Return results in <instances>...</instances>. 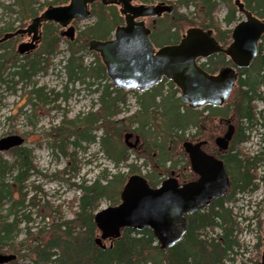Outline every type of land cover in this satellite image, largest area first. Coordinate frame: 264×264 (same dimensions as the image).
I'll return each mask as SVG.
<instances>
[{
	"label": "trees",
	"instance_id": "trees-1",
	"mask_svg": "<svg viewBox=\"0 0 264 264\" xmlns=\"http://www.w3.org/2000/svg\"><path fill=\"white\" fill-rule=\"evenodd\" d=\"M15 1L20 6L19 13L23 19L38 14L35 4L40 0ZM64 1L56 0L53 3ZM241 1L246 10L264 18V0ZM220 2L228 8L224 18L225 28L215 16ZM179 7H193V10L189 14H178L176 9ZM90 11V16L95 17L94 22L82 28L77 26L78 33L74 41L61 36L59 25L46 22L43 40L36 52L28 57H18L16 54L11 58L6 56L4 60L0 57V86L7 84L11 88L9 83H17L14 80L16 76L23 81L40 72H47L51 64L50 56L59 52L60 44L65 41L69 56L65 60L64 70L68 79L73 83L86 84L87 87L94 86L92 91L98 94V107L95 110L83 116L78 115L75 119H69L65 112L60 125L51 129L54 139L52 148L69 160V165L53 176L70 181L71 176L78 174L80 168L75 152H70L69 148L84 147L83 141L95 142L96 135L92 131L100 127L103 131L100 145L115 167L119 168L123 164L131 174H142L135 163H129L130 152L134 151L152 164L154 174L148 177L158 182L154 177L157 173L169 172V159L177 157L175 166H183L184 161H187L183 148V142L189 138L186 129L190 126L195 128L190 137L203 135V128H213L214 119L222 118L230 120L236 127L231 148L234 157L229 159L234 188L227 199L234 200L237 193L257 189L258 167L264 161V106L259 108L257 104L262 102L264 105V35L259 43L258 55L252 63L248 67L236 68L237 79L225 104L194 109L181 100L178 95L180 89L166 78L143 92L116 88L107 77L100 55L90 52L89 42L91 39L110 38L115 28L122 24V16L116 7L104 5L100 1L93 3ZM240 14L237 0H177L175 11L157 22L156 29L159 31L153 42L157 47L177 43L189 27L197 25L211 29L219 43L228 45L231 42L232 25L240 20ZM75 23L77 25L78 20ZM12 27V24L7 23L1 30ZM85 53L94 54V63L85 62ZM228 65L233 64L222 52L213 53L202 63L211 74L218 73ZM10 68V72H6ZM164 82L170 86V92L166 95L161 88ZM49 92L45 87L31 90L32 97L45 105L70 96L68 86L62 92ZM130 93H135L140 110L129 117L119 118L128 105ZM135 122L139 125L132 128ZM126 132L140 135L143 140L141 147H128L122 139ZM252 134L259 137L263 148L251 155L244 153L240 145L249 140ZM7 152L13 156L12 162L4 159L0 153V247L10 245V254L16 255L8 264H16L19 256H26L29 264H224L226 261H235L242 247L238 237L242 230L240 222L233 208L225 205V201L214 202L188 215L187 233L174 247L162 249L151 229L137 231L131 228H125L112 245L105 248L99 246L96 242L98 227L95 212L104 198L111 200L112 204L120 201L121 188L127 179V173L111 174L105 170L92 183L86 180L71 183L81 192L73 218L66 219L59 209H53L52 205L45 203L43 206L49 210L42 215L45 223L34 230L30 225L33 213L31 210L26 211L27 201L34 206L39 205L40 201L37 195L28 198L29 192L26 190L30 177L40 172L35 163L34 149L23 144ZM261 178L264 179V176ZM21 233H24V237L17 245L15 241ZM253 264L259 263L255 261Z\"/></svg>",
	"mask_w": 264,
	"mask_h": 264
},
{
	"label": "water",
	"instance_id": "water-1",
	"mask_svg": "<svg viewBox=\"0 0 264 264\" xmlns=\"http://www.w3.org/2000/svg\"><path fill=\"white\" fill-rule=\"evenodd\" d=\"M96 0H70L64 5H49L40 15L35 16L26 29L7 33L4 41L20 32H28L31 40L18 45L20 55L34 50L42 39L44 22H54L62 27L61 35L70 40L76 37L75 19H85L90 15V5ZM104 4L119 0H101ZM244 19L232 30V41L227 46L220 44L212 30L202 27H191L182 39L175 44L156 48L151 41L150 29L142 16H160L163 12L171 13L173 6L165 2L155 5H127L122 12L125 24L119 25L110 39H91L89 50L97 52L106 68L108 78L118 89L145 91L157 85L163 77L172 81L181 90V100L191 108L199 109L205 105L222 106L229 98L237 73L233 66L222 67L217 74L206 71L198 58L208 57L213 53H224L238 68L248 67L258 55V44L264 35V19L246 10L244 3L237 0ZM127 4V3H125ZM235 126L230 123L224 135L217 136L215 142L220 149L226 150L232 139ZM132 133L125 135L129 147L137 145L140 137L130 141ZM25 138L19 134H10L0 138V152L21 146ZM194 145L185 141L183 147L189 154L191 167L200 177L189 182L181 189H152L147 184H139L130 179L123 187L121 202L108 206L95 213V222L102 234L96 237L99 246L105 248L103 240L120 237L123 228L143 230L151 228L162 249L170 248L181 241L186 231L184 212H196L207 194L214 189L212 175L199 166L194 155ZM188 193L191 199L180 201L178 196ZM203 198V199H202ZM191 202V203H190ZM177 222L172 225L170 219ZM161 220H168L163 223ZM112 245V244H111ZM16 255L0 253V264H7ZM260 264H264V251Z\"/></svg>",
	"mask_w": 264,
	"mask_h": 264
},
{
	"label": "rangeland",
	"instance_id": "rangeland-1",
	"mask_svg": "<svg viewBox=\"0 0 264 264\" xmlns=\"http://www.w3.org/2000/svg\"><path fill=\"white\" fill-rule=\"evenodd\" d=\"M54 1L56 0H40V2L35 4V7L41 12L50 4L64 5L69 3L70 0H65L64 3L56 2V4L53 3ZM160 1L171 2L175 6L177 0H154L155 3ZM5 7H10L14 10L6 9ZM18 9L19 5L16 4L15 0H0V28L10 22L16 23L19 18ZM192 10L193 7H179L176 9V13L189 14ZM227 10V6L223 2H220L215 12L217 20L224 28L226 27L224 18ZM28 18L31 20L32 17ZM238 18L242 20L244 15L240 14ZM94 20V16H89L85 19L78 20L77 25L75 21L72 24L78 33V27H85L87 24L93 23ZM236 22L233 23L232 27ZM157 31L159 30L157 29ZM113 36L114 31L111 34V37ZM68 56L67 44L63 41L60 44L59 52L53 53L50 56L51 64L47 72H40L31 79L23 81L18 80V76H16L14 80H17V83H9L11 88L7 84L0 86V138L9 134L23 136L26 140V145L34 149L35 163L40 169V172L34 173L26 183V190L29 192L28 198L31 195H37V200H40L37 206L31 203L29 204V201L26 202V211L31 210L33 213L31 214L33 221L30 225L34 227V230L45 223L42 215L49 211L43 206L45 203L52 205L53 209H59L66 219L74 217L73 212L77 209V199L81 192L71 184L72 182L79 183L86 180L87 183H92L96 176L104 170L109 171L111 174L119 172L127 173V177L131 174L128 172L127 166L121 164L117 168L114 166L113 161L106 156L100 145V137L103 135V131L98 127L92 131L96 135L95 142L87 143L83 141L82 145L84 147H78L76 149L74 147L69 148L70 152H75V157L78 162L77 166L80 168L78 174L71 176L70 181L60 179L59 176H53L55 173L62 171L66 165H69V160L60 151L52 148L54 139L52 137L53 130L51 129L60 125L65 112H67L69 119H75L78 115L83 116L98 107V94L92 91L94 86L87 87L86 84L73 83L68 79L67 73L64 70L65 60ZM84 57L87 64L94 63L95 61L93 53H85ZM6 72H9V70ZM9 78L11 77L9 76ZM66 86H68V92L70 93L68 99L58 98L45 105L32 97L31 90L35 87H45L46 91L54 90L56 93L62 92ZM161 88L165 95L170 92L168 82H164ZM128 99V105L125 106L119 118L129 117L140 110L135 93H130ZM257 104L260 108L262 103L258 102ZM138 125L135 122L132 124V128L138 127ZM219 125V119H215L213 122L214 127L208 136L209 138L221 134ZM194 129L193 126H190L186 129V132L189 134L193 133ZM122 139L124 141V136ZM141 143H143V140H141ZM240 146L244 153L251 155L263 148V144L256 134H252L250 139L243 142ZM130 153L129 163H135L144 175L148 174L152 176L154 174L152 164L149 161L134 151ZM1 154L9 162L13 161V156L7 151L1 152ZM258 174L259 177L256 181L259 183V186L256 190L236 194V200L226 201L225 203L228 207L233 208L240 222L242 230L238 233V237L242 243V247L239 250V254L235 256V261H226L224 264H242L243 262L253 264L255 261H258V263L261 261V256L264 251V179L261 178L264 176V161L258 167ZM68 176L66 175V177ZM162 176L163 174L157 173L154 178L160 180ZM109 205H113L112 201L104 198L101 200L99 209H103ZM21 227H24V224H21ZM100 234L98 230L97 236H100ZM23 237L24 233H21L15 243L18 245L19 240ZM105 243L106 246L110 245L109 241ZM10 248V245H3L0 247V253H11L12 250ZM19 257L16 264H29L26 256Z\"/></svg>",
	"mask_w": 264,
	"mask_h": 264
},
{
	"label": "flooded vegetation",
	"instance_id": "flooded-vegetation-1",
	"mask_svg": "<svg viewBox=\"0 0 264 264\" xmlns=\"http://www.w3.org/2000/svg\"><path fill=\"white\" fill-rule=\"evenodd\" d=\"M161 2V1H160ZM167 4H172L171 2L165 1ZM127 3V4H125ZM158 3V2H157ZM154 5L156 4L155 2H147L143 0H119V2H114V3H108L106 4L107 6H113L116 7L117 10L119 11L120 15L122 16V24L125 23V14L122 12L123 9L126 8L127 5H131L133 7H138L140 5ZM173 5V4H172ZM174 6V5H173ZM7 9L13 10L10 7H7ZM20 9V6H19ZM18 9V15L19 18L14 22H10L8 24H12V29H6V30H1L3 27L0 28V39L5 36L7 33H15L16 31L26 29L28 25L30 24L31 20L29 18L23 19L21 14L19 13ZM44 11V10H43ZM41 11V12H43ZM41 12H38L37 15H39ZM167 12H163L160 16H142L137 18L138 20H143L146 24V26L150 29V38L153 41V38H157V22L166 15ZM35 15V16H37ZM34 16V17H35ZM44 24L42 25V40L44 36ZM31 40V35H29L28 32H20L17 35H14L4 41H0V57H2V60L6 58V56L9 58L13 57L14 54H16L18 57H28L32 53L36 52L38 48L40 47L42 40L37 44L36 48L30 52H27L23 55H20L17 52L18 45L22 42H27ZM11 68L9 69L10 72ZM219 119V128L221 130V135H224L225 132L227 131L228 125L231 123L229 120H224V119ZM215 120V119H214ZM214 122V121H213ZM212 131V128H203V135H197V136H192L188 141L192 142L194 145H197L198 143H201L199 147L194 148V155L196 159L198 160L199 166L204 167L208 172L212 175V179L214 180V189H212L207 196L204 199H207V201L204 203L202 202L200 206L198 207V210L196 212H190L186 211L183 214V217L186 219V231L181 239V241L184 239L187 230H188V215L197 213L198 211L203 210L205 207L209 206L210 204L214 202H222V201H230L227 198L231 196L233 193V178L229 170V159H232L234 157L233 151H231L232 148V143L233 139L236 133V127L234 131V135L232 139L229 142L228 148L226 150L220 149L216 142L215 139L216 137L209 138V133ZM133 136L130 138L131 141H134L136 139V136L138 135L135 132H132ZM141 137V136H140ZM135 147H141V144L135 145ZM134 147V148H135ZM177 157H172L167 161L168 167H169V172L167 174H163L162 179H155L158 182H155L153 180H150L148 177V174L142 175L139 173H132L130 174L127 179L125 184L130 180V179H135L138 181L139 184H147L150 188L152 189H157L164 187L166 189H172L175 187L176 189H181L184 187L185 184L196 181L199 179L200 175L197 172H194L191 167V160L190 156L188 153H186V160L182 164H178L175 166V161ZM180 163V162H179ZM124 184V185H125ZM124 187V186H123ZM123 189V188H122ZM239 194V193H237ZM178 199L180 201V205L182 201H189L191 199L190 195L188 193H182L178 196ZM203 199V198H202ZM227 199V200H226ZM236 200V199H234ZM191 203V202H190ZM118 205V204H116ZM109 206H115V205H109ZM172 221V225L174 223L177 224L174 218L170 219ZM163 223L167 222L168 220H161ZM125 229V228H123ZM122 229V230H123ZM146 229H151V228H146ZM136 230V229H135ZM145 230V229H143ZM143 230H137V231H143ZM152 230V229H151ZM100 233L102 234V231L99 229ZM100 234V235H101ZM109 241L111 242L112 239L107 238L106 240H103V242ZM179 241L178 243H180ZM176 243L175 245H177ZM159 244V243H158ZM174 245V246H175ZM172 246V247H174ZM171 248V247H170Z\"/></svg>",
	"mask_w": 264,
	"mask_h": 264
}]
</instances>
